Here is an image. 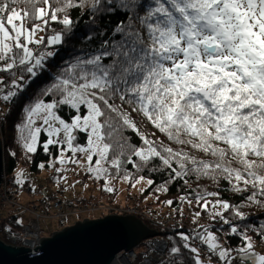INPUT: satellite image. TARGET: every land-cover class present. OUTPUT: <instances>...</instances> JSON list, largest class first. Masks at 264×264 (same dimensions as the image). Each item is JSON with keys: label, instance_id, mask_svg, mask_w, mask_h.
Masks as SVG:
<instances>
[{"label": "snow or ice", "instance_id": "obj_1", "mask_svg": "<svg viewBox=\"0 0 264 264\" xmlns=\"http://www.w3.org/2000/svg\"><path fill=\"white\" fill-rule=\"evenodd\" d=\"M0 103V127L20 105L14 143L29 162L47 156L37 168L58 187L83 172L107 193L119 180L160 201L182 184L162 201L177 223L142 264H264V218L244 211L264 217V0H0ZM14 183L30 181L20 171Z\"/></svg>", "mask_w": 264, "mask_h": 264}, {"label": "water", "instance_id": "obj_2", "mask_svg": "<svg viewBox=\"0 0 264 264\" xmlns=\"http://www.w3.org/2000/svg\"><path fill=\"white\" fill-rule=\"evenodd\" d=\"M4 146L0 134V191L4 176ZM135 215H107L77 221L38 240L30 248L14 247L0 239V264H118L115 256L132 251L146 239L160 235Z\"/></svg>", "mask_w": 264, "mask_h": 264}, {"label": "built area", "instance_id": "obj_3", "mask_svg": "<svg viewBox=\"0 0 264 264\" xmlns=\"http://www.w3.org/2000/svg\"><path fill=\"white\" fill-rule=\"evenodd\" d=\"M31 184H28L27 190L31 191ZM4 175V182L1 185L0 191V209L7 208L9 206L14 212H19L23 210L24 212L30 213L32 215L29 222L25 225H22L18 232H15L12 229V220L6 218L0 212V239L6 244L14 247H25L30 248L31 253H35L34 250L38 246V240L42 237V232L40 229V218L48 217L49 218H59L60 222L63 223L67 220L68 215L79 214V212L87 211H100L101 217L107 215H135L141 219H146L152 223L161 224L163 227H168L175 225L177 223V217H169L168 215L153 211L147 208H143L136 205H124L121 203L109 202L107 204H98V202L86 201L84 199L72 198L69 200H60L56 196V193L53 194L48 199H43L40 201L30 202L28 205L23 206L17 203L15 192L11 191L8 188ZM21 211V212H23ZM189 215H186L182 221L183 226L186 225L190 229V232L193 228V225L190 223ZM189 222V224H188ZM163 237L162 233L156 237H152L144 240L138 246H136L132 251L123 250L119 252L115 259L118 264H142V256L144 253H149L150 248L146 247L147 245L152 244L153 242H159ZM222 240H224L221 237Z\"/></svg>", "mask_w": 264, "mask_h": 264}, {"label": "rangeland", "instance_id": "obj_4", "mask_svg": "<svg viewBox=\"0 0 264 264\" xmlns=\"http://www.w3.org/2000/svg\"><path fill=\"white\" fill-rule=\"evenodd\" d=\"M6 106L0 103V111H5ZM48 163V162H46ZM14 175L17 172L23 171L29 178V181L32 186L35 187V192H29L27 190V184L23 188L11 187L12 190L16 193V201L20 205L26 206L30 202L40 201L43 199H48L56 193V196L60 200H69L72 198L84 199L88 202H98V204H107L109 201L113 200L115 203H121L124 205H140L138 197L141 195L140 188L144 187L143 184L138 185L136 188L128 186V183L121 182L119 180H112L111 186H113L116 191L114 193H107L102 190L103 181L96 182L89 179L83 172H80V175H76L73 172H67L65 175L68 177L67 184H61L57 186L55 180H50L52 176H56V173L53 169L45 167L44 170H39L38 172L31 171L30 168L22 162H19L15 166ZM74 167V166H72ZM80 170L77 169V172ZM79 181V183H77ZM8 186V183H6ZM87 187H84V185ZM68 185H73V187H68ZM139 202V203H136ZM188 206L187 204H185ZM185 208V207H184ZM23 211V210H21ZM14 212L9 206L7 208L0 209L1 213L17 215L18 220L22 221V225H25L29 222L32 215L27 212ZM100 211H87L79 212V214L68 215V218L65 222L61 223L59 218H49L41 217L40 218V229L42 232V237L52 236L54 232L63 230L66 227L74 225L77 221H83L87 219H97L101 217L99 214ZM190 211H188V215ZM131 215V214H129ZM105 217V216H104ZM201 219V223L207 222L206 220ZM194 227V226H193ZM218 234V233H217ZM257 251H264V246L257 247Z\"/></svg>", "mask_w": 264, "mask_h": 264}, {"label": "trees", "instance_id": "obj_5", "mask_svg": "<svg viewBox=\"0 0 264 264\" xmlns=\"http://www.w3.org/2000/svg\"><path fill=\"white\" fill-rule=\"evenodd\" d=\"M73 17H77L78 13L73 12L72 13ZM119 19H121L120 16H111L107 21H105V23L108 25V27H111L112 25H114ZM86 23V20L82 19L81 20V24L80 27L81 29L84 28V24ZM82 31H78L77 32V38L69 41L68 46L63 49L61 56L62 57H67L69 51L71 50V46L73 44L79 46V36L82 35ZM24 101H21V103H23ZM20 110V105H17L13 110H12V115L8 117V119L6 120L5 123H3L2 127H0L1 130V136L3 139V145L5 147L4 149V170H5V180L6 183H8V186L11 187H18L15 183H14V170H15V166L18 165L19 162L24 163L25 165H27L31 171L34 172H38L40 169L37 168V164H39L40 162H44L46 165L48 162V157L43 155L42 152H39L33 159L32 162H29L28 160H26L23 155L21 154L22 150L17 146L16 143H14L13 137H14V130H13V124L14 122H16L17 120V114L19 113ZM7 111V108L5 109V112ZM149 131H152V129L149 126ZM160 134L157 133V136H159ZM10 151H16L17 152V156L16 157H12L9 153ZM131 167V166H129ZM146 177H149V173L145 172L143 173ZM152 178H154L156 180V183L159 184L162 182L163 180V176L162 175H158V174H153ZM50 180L54 181V176H52L50 178ZM128 186H130L128 184ZM191 187L192 188H197V182L196 181H192L191 182ZM199 188H203V189H207L209 191H219L221 198L222 199H226L231 203H242V201H240L238 199V197L233 194L230 189L228 188V186L226 185V182L221 181L219 186H216L215 184H213L210 181L207 180H201L199 181ZM12 190L10 189V192ZM186 189L182 186V184L177 183L175 185H173L170 189V193L169 194H161L160 195V201H157L155 198V194L153 192V189H149L148 191H145L143 193H141V195L138 197V201L140 202V207L143 208H147L153 211H157V212H161L164 213L166 215H168L169 217H176V213L173 210V208H170L168 206H166L165 204L162 203V201L169 199V198H176L178 197L180 194H182L183 192H185ZM109 202H114L113 200L109 201ZM136 202V203H139ZM185 207V208H184ZM184 208V215H188V211H190L189 206L183 205ZM244 211L246 213L249 214V216L251 217V222L254 223H259V221L264 218L258 215V212L260 211L259 209H257L255 206H245L244 207ZM12 220V229L15 232H18L20 227L22 226L21 223L17 224V216L13 215L11 218ZM203 220H206L207 222H205L204 224H208V223H212L211 221L208 220L207 215H203L202 217ZM150 228L157 230V232L162 233V235L164 236L165 233H168L169 235L172 233L173 230V225L168 226V227H163L161 224L158 223H152L146 219H142ZM202 220V221H203ZM183 222H185L183 220ZM187 224V222H185ZM189 224V222H188ZM215 227H218V225H214ZM226 227V226H225ZM183 231H187L190 232V229L187 228L186 225H184L183 229H181ZM218 235H220L224 241L226 242V244L230 243V244H235L236 243V239L232 238L231 240H228L227 238H225L222 233H218Z\"/></svg>", "mask_w": 264, "mask_h": 264}, {"label": "bare ground", "instance_id": "obj_6", "mask_svg": "<svg viewBox=\"0 0 264 264\" xmlns=\"http://www.w3.org/2000/svg\"><path fill=\"white\" fill-rule=\"evenodd\" d=\"M0 134H1V130H0ZM2 137V136H1ZM2 142H3V139H2ZM4 146V145H3ZM4 149H5V147H4ZM4 175H5V172H4ZM5 177H6V175H5ZM3 178H4V176H3ZM3 182H4V179H3ZM3 184V183H2ZM28 185V184H27ZM8 188H10V186L8 187ZM11 190H12V188H10ZM13 191V190H12ZM6 218H9V217H12L13 215H11V214H4V213H2ZM17 216V215H16ZM18 217V216H17ZM22 225V224H21Z\"/></svg>", "mask_w": 264, "mask_h": 264}]
</instances>
